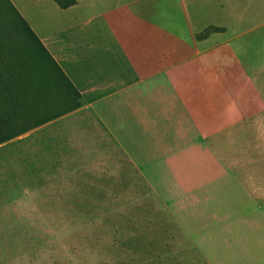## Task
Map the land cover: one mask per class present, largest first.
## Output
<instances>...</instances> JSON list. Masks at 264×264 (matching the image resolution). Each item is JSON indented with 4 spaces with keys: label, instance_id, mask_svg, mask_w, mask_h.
<instances>
[{
    "label": "crops",
    "instance_id": "1",
    "mask_svg": "<svg viewBox=\"0 0 264 264\" xmlns=\"http://www.w3.org/2000/svg\"><path fill=\"white\" fill-rule=\"evenodd\" d=\"M9 1L83 103L23 133L24 154L37 158L28 154L40 143L95 157L107 142L156 194L151 179L169 177L167 209L176 220L187 215L192 243H215L217 259L232 264H264V63L243 44L255 41H241L260 29L223 38L213 24L259 19L264 0H180L185 40L162 29L161 0H75L65 9L55 0ZM227 71L239 90H225Z\"/></svg>",
    "mask_w": 264,
    "mask_h": 264
},
{
    "label": "rangeland",
    "instance_id": "2",
    "mask_svg": "<svg viewBox=\"0 0 264 264\" xmlns=\"http://www.w3.org/2000/svg\"><path fill=\"white\" fill-rule=\"evenodd\" d=\"M160 2L167 8L161 7L162 29L170 26L178 31V40L187 39L180 0ZM170 15L175 18L169 19ZM257 18L237 17L213 24L220 23L225 29L223 38L257 25L260 30L241 41H255L243 44L257 63H264V25H258L264 22V11ZM28 51L16 15L5 0H0L2 78L15 75L11 63L18 52L20 56ZM234 73H224L223 77L231 76L225 82L226 91L241 87V82L231 81ZM61 92L56 88L55 96L61 97ZM70 105L61 102L54 111ZM20 136L16 147L0 148V264H232L231 259H217L215 243L205 244L202 250L201 243L188 239L182 226L187 215L176 213V220L167 209L166 174L158 183L151 179L158 196L138 177L130 161L123 160L120 153L110 154L113 150L107 142L108 149H96L100 154L95 157L86 154L88 148L82 156L70 146L51 151L38 143L28 154L37 155L35 160L24 154V134ZM134 151L130 147V152Z\"/></svg>",
    "mask_w": 264,
    "mask_h": 264
},
{
    "label": "trees",
    "instance_id": "3",
    "mask_svg": "<svg viewBox=\"0 0 264 264\" xmlns=\"http://www.w3.org/2000/svg\"><path fill=\"white\" fill-rule=\"evenodd\" d=\"M5 1L16 15L29 51L28 54L23 53L20 56L18 52L17 58L11 63L15 75L10 79L2 78L0 75V144L83 105L76 88L27 22L9 0ZM55 2L61 9H65L73 5L75 0H55ZM210 30L219 29L210 28ZM208 32L209 30L206 31V35ZM56 88L63 91L61 97L55 96ZM61 102L63 104L68 102L71 105L54 111V107Z\"/></svg>",
    "mask_w": 264,
    "mask_h": 264
}]
</instances>
